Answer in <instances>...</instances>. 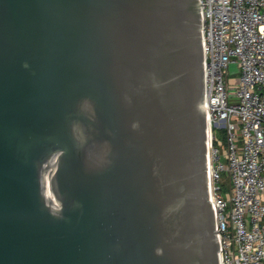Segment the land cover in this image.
<instances>
[{
    "label": "water",
    "instance_id": "95a60500",
    "mask_svg": "<svg viewBox=\"0 0 264 264\" xmlns=\"http://www.w3.org/2000/svg\"><path fill=\"white\" fill-rule=\"evenodd\" d=\"M207 75L201 0H0V264H225Z\"/></svg>",
    "mask_w": 264,
    "mask_h": 264
},
{
    "label": "built area",
    "instance_id": "2783aa9c",
    "mask_svg": "<svg viewBox=\"0 0 264 264\" xmlns=\"http://www.w3.org/2000/svg\"><path fill=\"white\" fill-rule=\"evenodd\" d=\"M201 3L218 237L225 264H264V0Z\"/></svg>",
    "mask_w": 264,
    "mask_h": 264
},
{
    "label": "rangeland",
    "instance_id": "374dc122",
    "mask_svg": "<svg viewBox=\"0 0 264 264\" xmlns=\"http://www.w3.org/2000/svg\"><path fill=\"white\" fill-rule=\"evenodd\" d=\"M220 137L222 138V140H225L224 133L223 134H220ZM223 162H226V158L225 157H223Z\"/></svg>",
    "mask_w": 264,
    "mask_h": 264
}]
</instances>
